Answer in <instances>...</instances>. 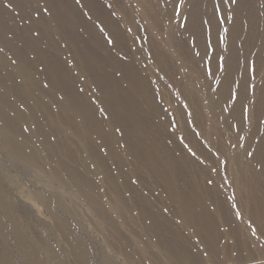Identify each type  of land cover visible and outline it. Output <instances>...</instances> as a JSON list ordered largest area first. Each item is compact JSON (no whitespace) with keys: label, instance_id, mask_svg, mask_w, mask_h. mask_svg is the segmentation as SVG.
I'll use <instances>...</instances> for the list:
<instances>
[{"label":"rangeland","instance_id":"1","mask_svg":"<svg viewBox=\"0 0 264 264\" xmlns=\"http://www.w3.org/2000/svg\"><path fill=\"white\" fill-rule=\"evenodd\" d=\"M88 1L94 5L92 10L86 6ZM113 37L115 43L109 44ZM121 64L146 77L162 110V141L174 154L184 155L186 159L180 156L178 164L182 169L187 165L191 178L202 181L199 196L207 199L209 194L208 202L218 205L221 217L233 227L222 224V232L232 233L223 232L225 240H221L229 244V259L216 246L217 257L210 254L173 213L175 202L166 200L183 192L192 197L191 190L169 191L133 156L128 158L130 167L121 168L110 154V145L75 126V105L64 101L79 100L107 127L111 125L101 92L109 85L125 86L115 69ZM54 66L60 71L57 79ZM87 66L94 78L97 74V81ZM133 93L136 99L140 95L131 89ZM137 106L134 110L140 117L152 126L159 124L144 96L140 95ZM197 110L202 117L196 116ZM209 112L215 116L211 125L217 133L206 129ZM61 124L69 129L60 128ZM113 133L118 144L112 147L121 152L123 130L117 126ZM83 140L94 155L83 151ZM218 142L229 151L249 147L247 154L264 188V158L256 154L258 150L264 154V0H0V260L6 258L8 264H135L125 254L142 256L134 252L136 243L127 242L128 238L139 239L160 254L153 245L156 237L148 232L149 221L139 216L141 208L149 205L155 215L161 214V220L184 233L189 245L181 242L179 247L192 250L203 264H260L264 261L262 222L252 217L246 197L251 190L254 195L261 192H248L239 184ZM108 170L115 174L114 185L106 180ZM57 180L59 186L54 184ZM243 182L253 184L254 179L245 174ZM158 185H164L162 190ZM120 195L132 206L124 214L112 208ZM99 207L106 216L95 213ZM117 227L123 235L120 239L113 233ZM236 237L249 243L248 250L236 243ZM145 260L141 264H150Z\"/></svg>","mask_w":264,"mask_h":264},{"label":"bare ground","instance_id":"2","mask_svg":"<svg viewBox=\"0 0 264 264\" xmlns=\"http://www.w3.org/2000/svg\"><path fill=\"white\" fill-rule=\"evenodd\" d=\"M86 6L90 10H92L94 8L93 3L90 2V1L86 2ZM154 23L157 24V20H154ZM94 32H92V33H94ZM99 38L100 37L98 35L94 36V40L96 39V40L99 41ZM121 39H123V37H121ZM71 43L73 44L74 42L70 41V44ZM74 44H73V46L75 47ZM103 45H104V43H103ZM79 55L82 56L83 53L82 54L79 53ZM50 64H53V63H50ZM92 65L93 64L91 63V66ZM91 66L90 67L87 66V68H88V70H89V72H90V74L92 76L93 75V73H92L93 70H92ZM115 69H117V70H119V72H121V75L123 77L122 79L124 80V81L123 80L122 81L124 82L125 86H121L122 84H120L119 86L117 85V87H116V85H115L116 83L114 84L115 85L114 87H110V85L108 87H103L102 86L103 90L101 92V98H102L101 100L103 101V104L107 108V111H108V113L110 115L111 125H109V127H107L106 124H104L100 120V118L97 116L96 113H94L93 110H90L88 108H84L83 105L79 102V100H76L73 103L64 101L63 104L70 103V104H74L75 105V109H76V112H77V114H76V117H77L76 123H74L75 126L78 129L82 130L83 133H85V134L91 133V134L94 135V137L96 136L97 138L101 139L103 143H105L107 145H110L111 146V149L109 150L110 154L115 160L118 159V163L120 164L121 168L130 167V165L128 164V158H129V156H133L142 164V165H140V167L142 169H145L146 171H148L149 174H151V176L153 175L154 179H156L155 177L160 178L162 180L160 182H163V183H161V185L162 184L167 185L166 187L170 188V190L168 189L169 191L173 190L174 192H182V191H185L184 189H188V191L191 190L194 193V195L192 197H186L184 195V192H183V195L182 194H180V195L176 194V195H174L173 198L171 197V195H172L171 193H170L171 194L170 196L166 194L167 195L166 197L169 196L166 200L170 199L169 201L171 202V199H172L173 205H174V202H175V205H174L175 206L174 207L175 208V212H173V213L176 215V217L178 219L181 220V224L183 225V227H185L186 229L187 228L189 229L188 233L191 232L195 236H198L200 240H202L201 242H203L207 246V248L210 250V252H211L210 254L213 255L215 253V251L217 252V250H215V246L218 247V249L220 248V251L222 253L227 254V252L229 251L228 250L229 244L228 243H222L225 240V239H223V236H224L223 232L227 231V229L223 230V232H222V228L223 229H224V227H226V228L228 227L229 228V222L227 220H224V218L221 217L222 210L218 209L219 208L218 205L216 206L215 204H213L211 202H208V201L212 200L211 196L208 193H207L208 194L207 196H209V197L207 199L205 198L206 196L204 197L202 195L204 198L202 196L201 197L199 196L200 193H198V192L202 188V181L199 180V179H195V178L193 179V177L191 178L190 171L186 167L187 166L186 164H185L186 166L183 167L184 169L180 168V166L178 164L179 163L178 161L180 159V156H181V159H182L184 157V155L183 154H177V155L174 154V152H173L174 150L173 149H172L173 151L169 150L170 147H166L168 145L166 144V142L162 141L161 136L165 133V132H163L164 124L162 122V117H161L162 116V110H161L159 104L157 103L153 92L149 91V87L146 84L147 83V81H146L147 79H145L146 77L143 75L145 77L144 78L139 72H137V70L131 69L129 67H123L122 64H121L120 67H118V65H117ZM53 70H54V73H55V78L57 79L56 72L59 71V67L58 66H54ZM96 75H95V78H96ZM107 77L110 78V80H113V77L110 74H108ZM62 78H63V76H62ZM92 78L95 79L94 76H92ZM59 79L61 81V76L59 77ZM95 80L97 81L98 79H95ZM60 89H64L62 83L60 84ZM131 89L132 90H136L140 95L144 96V98L146 99L147 104L151 108L152 113L154 111V117L159 118V124H156L154 122V125L152 126L148 119L146 120L144 117H140V115H139L140 113H138V111L134 110V108L138 107L137 106L138 105V98L140 97V95L135 93V94H137V96L139 95V97H137V99H136V97H134L135 96L134 93L131 94ZM66 98H67V96H66ZM139 109H141V108H139ZM209 113L210 114H209L208 120H209L210 124L208 125V127L206 126V129H208V131L217 133L216 130H215V127L213 125H211V124H214L215 116L213 115L212 112H209ZM143 116H145V115H143ZM196 116L198 118L202 117L201 111L197 110ZM74 122H75V120H74ZM117 126L120 127L123 130V137L121 139H122V142H123L122 144L124 146L123 147L124 149H122L121 152H115V149L118 148V147H116V146L114 148L112 147L113 143L117 142V141H115L116 138H115V135L113 133L114 128L117 127ZM59 127H60V125H59ZM62 127L63 128H68L67 124H64V125L61 124L60 128H62ZM90 136H92V135H90ZM84 137H88V136L84 135ZM120 137H121V135L119 136V138ZM167 138H170V137L167 136ZM101 140H100V142H101ZM57 141H58V139H57ZM118 142H119V140H118ZM170 143H171V141H170ZM82 144H83L82 147L84 148V150H83L84 152L87 151L88 153L94 155L93 149L91 148V146L89 145V143L86 140H83ZM117 144H115V145H117ZM223 145H224L223 142H218L217 148L223 155H225V154L222 151H225L226 152L225 156L231 160L232 172H233V175L238 178L239 184L241 186L247 188L246 189L247 191L251 190V189H255V193H256V190H260V192H261V194H258L259 192H257V195H254L253 194L254 192L252 193V190H251V192L248 191L249 192L248 197H246L245 195L244 196L249 199V201L247 203H249V205L252 208V214H251L252 217L255 218V220H260L262 222V223L259 222L260 223V227L259 228H260V231L262 233H264V193H263V189L264 188H263V186L261 184V182H262L261 180L262 179H260L258 177V174L255 173V169L253 168V165H252V161L253 160H251V157L247 154L249 147H243L241 150L240 149H236L235 151H229V149L226 148V147H223ZM59 146L61 147L60 144H59ZM10 147L12 149H15L13 146H10ZM175 147H173V148H175ZM112 148H113V150H112ZM171 148H172V146H171ZM117 151H120V150L117 149ZM118 153L120 155H118ZM256 154H257L258 158H264V154L262 153L261 150H258ZM20 156H23L22 153L20 154ZM116 156H117V158H116ZM184 159H186V158L184 157ZM252 159H254V158H252ZM262 161L264 162V160H262ZM37 162H38L37 158H34L33 163L36 164ZM183 162L186 163L187 161L184 160ZM182 165H183V163H182ZM102 167H100V169H99L100 172L102 171ZM96 168H97V165H96ZM92 172H94V171H92ZM110 173L111 172L109 171V172H107L105 174L106 180H108L107 181L108 184H111V185L113 184L114 185V184H116L115 183V178H114L115 174L114 175L113 174L110 175ZM102 174H103V171H102ZM245 174H250V176L254 179V183L253 184H248V183H244L243 182V178H244ZM116 177H118V176H116ZM83 178H84V176H83ZM87 179H88V177H87ZM154 179H152V181ZM144 180L142 179V183L144 182ZM70 181L73 182V183L75 182V181H72V180H70ZM88 181H89V179H88ZM149 181H151V180H149ZM158 181H159V179H158ZM89 182H91V181H89ZM156 182H157V180H156ZM160 182H158V183H160ZM54 184H57L59 186L60 182L58 184V180H57ZM85 184H87V183H85ZM139 184L141 185V183H139ZM144 184H142V185H144ZM82 185H83V183H82ZM153 185H155V184L153 183ZM111 187H113V186H111ZM159 187L160 186L158 185V188ZM163 187H164V185H163ZM128 188L129 187H127V189ZM162 188H161V190H162ZM130 189L132 190V188H130ZM130 189H129V191H131ZM164 190H167V188L164 189ZM241 190H243V189H241ZM120 192H122V190ZM206 192H208V191H206ZM94 193H96V192H94ZM244 193H245V191H244ZM109 195H110V193H109ZM132 195H133V193H132ZM140 195L141 194H139V197H140ZM142 196H144V195H142ZM187 196H189V194ZM84 197L87 198L86 196H84ZM133 197H134V195H133ZM39 198L41 200H46L45 198L40 197V196H39ZM90 198H92V197H90ZM93 198L91 199L92 201H93ZM111 198H114V197H112V195H111ZM135 198L138 199L137 197H135ZM141 198L143 199L144 197H141ZM145 198H147V197L145 196ZM117 200H118L117 202H114V205L112 204L113 205L112 208L114 210H117V211H114V212H116L118 214L122 213V211H123V214H124V210H127L128 208L132 207V206L129 207V206L126 205V203L128 201L126 203H124L125 200H123V197L121 195L117 197ZM131 200L133 201V198ZM143 200L145 202V199H143ZM112 201H114V200L112 199ZM110 202L111 201H109V203ZM135 202H137V200ZM100 203H102V202H100ZM153 203H151L150 205H152ZM139 204L140 203H138L137 205H139ZM128 205H130V204H128ZM154 205L155 204H153L152 206H154ZM173 205H172V207H173ZM4 206H5V204H4ZM102 206H104V205H102ZM108 206H110V204ZM148 207H149V205H148ZM148 207L141 208V211H140L141 215H139V216H140L141 219L143 218L144 220H148L149 221L148 226H147L148 232L151 233L152 236L156 237V241L153 242V245L156 246L159 249L158 252L160 254L158 255V254H155V252L153 253L152 251H150L149 250L150 246H147L146 243H143L139 239H136V238H128V239H126L125 238L127 240V242L133 241V242L136 243L132 248H134V252L135 253H137L140 256H142V257H135L136 256L135 255L133 257L132 255L125 254L126 258H130V260L132 259V262L135 263V264H141L142 263V261H141L142 259H144V260L145 259L146 260L149 259V261L148 260L147 261L150 262V264H203L205 261L203 259H202L203 260L202 261L200 258H198V255L193 253L192 250H190L189 248L188 249L187 248L182 249L181 247H179L181 242L185 243V245H186V243L189 245L188 241L185 240V238H187V237H185L184 233L182 234V233H179L177 230H174L171 227L170 222H168L166 220H161L159 218V216H161V214L160 215L156 214V215H158L156 217V215H155L156 211L153 210L154 212H152V210H151L153 207H151V206H150V208H148ZM247 207H249V206H247ZM105 208H103V209H105ZM156 208H157V206H156ZM212 208H214V209H212ZM131 210H132V208H131ZM101 211H103V210H100V207L95 209V213L96 212L99 213L100 216L102 215ZM104 212H105V210H104ZM174 214H172V215H174ZM104 215H102V216H104ZM7 219H8V217H7ZM120 219H121V217H120ZM124 219H123V222H124ZM170 219H171V217H170ZM255 220H253V221L256 222ZM259 223H257V224H259ZM222 224H223V226L224 225H226V226L222 227ZM231 228H233V227L231 226ZM231 228H229V229L231 230ZM63 229H64V227H63ZM115 229L113 230V233L118 239H120V237L123 236V235L118 233V231L121 232L119 230V227H117ZM66 230H68V229H66ZM230 230H229V232H230ZM169 231H170V234L165 236V234L167 232H169ZM233 231H234V229H233ZM67 233L69 234V231H67ZM227 233L225 232L226 235H231L232 234V233H228V234ZM134 236H135V234H134ZM232 236H230V238ZM240 236H242V238H243V235H239V236L237 235V237H240ZM237 237L234 238V239H236V243L238 242L240 245H242V247L244 249L248 250V247L250 246V245L248 246L249 243H246V241H244V242L240 241L239 238H237ZM245 237H247V236H245ZM222 239H223V241L221 242ZM140 242H142L143 245L139 244ZM74 244H76V242ZM223 244H226V247L223 246ZM77 245L78 244H76L75 246H77ZM238 246H237V248H238ZM231 247H234V246H231ZM231 247H230V249H231ZM206 249L204 248V250H206ZM237 250H239V249H237ZM257 250L259 251V249H257ZM232 252H234V250ZM232 252H230V253H232ZM237 252H236V254L239 256L240 254H238V253H240V252H238V253ZM208 253H209V251H208ZM216 255H218V253ZM248 255L246 254L245 257L248 256ZM260 255L263 256V254H260ZM221 256H223V255H221ZM233 256H234V253H233ZM254 256H255V254H254ZM219 257H218V259H219ZM241 257H243V254H242ZM241 257H240V259H241ZM252 257H251V259H253ZM0 258L2 259V257H0ZM222 258H224V256ZM222 258L220 259V262H222L224 260V259L222 260ZM256 258H257V256H256ZM258 258H259V256H258ZM213 259H215V258H213ZM226 259H229L228 254H227V258ZM232 259H233V257H232ZM243 259H244V257H243ZM249 259L250 258H248V261H249ZM234 260H237V259H234ZM225 261H227V260H225ZM248 261H246V263ZM220 262H218V263H220ZM252 262H253V260H252ZM212 263L214 264L216 262L214 261V262H211V264ZM244 263H245V261H244ZM0 264H8V260L6 258H5L4 261L0 260ZM233 264H235V263H233Z\"/></svg>","mask_w":264,"mask_h":264},{"label":"snow or ice","instance_id":"3","mask_svg":"<svg viewBox=\"0 0 264 264\" xmlns=\"http://www.w3.org/2000/svg\"><path fill=\"white\" fill-rule=\"evenodd\" d=\"M79 2H80V0H77V3H79ZM232 2H233V3H236L237 0H232ZM44 11L47 12L48 9L45 8ZM107 42H108L109 44H114V43H115V37H113L112 39H109ZM220 59L223 60L222 57H221ZM221 66H222V65H221ZM209 183H211V181H209ZM253 235H255V232H253ZM260 264H264V261H261Z\"/></svg>","mask_w":264,"mask_h":264}]
</instances>
